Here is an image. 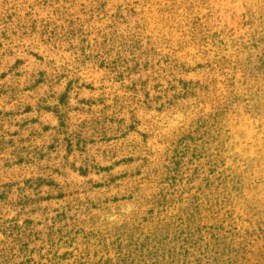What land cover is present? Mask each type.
Wrapping results in <instances>:
<instances>
[{
    "label": "rangeland",
    "instance_id": "374dc122",
    "mask_svg": "<svg viewBox=\"0 0 264 264\" xmlns=\"http://www.w3.org/2000/svg\"><path fill=\"white\" fill-rule=\"evenodd\" d=\"M0 264H264V0H0Z\"/></svg>",
    "mask_w": 264,
    "mask_h": 264
}]
</instances>
